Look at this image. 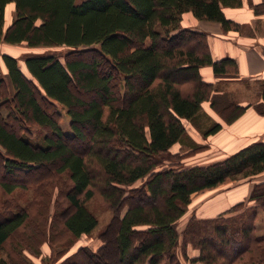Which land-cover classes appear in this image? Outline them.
Masks as SVG:
<instances>
[{"label":"trees","instance_id":"16d2710c","mask_svg":"<svg viewBox=\"0 0 264 264\" xmlns=\"http://www.w3.org/2000/svg\"><path fill=\"white\" fill-rule=\"evenodd\" d=\"M11 2L17 15L5 27ZM242 3L0 0V42L69 48L64 55H29L24 65L3 54L8 71L0 76V186L10 193L37 181L41 190L44 167L67 175L72 182L63 190L67 205L55 220L76 238L98 225L86 201L96 187L104 189L113 205H127L115 236L119 264H178V248L185 255L189 243L199 248L190 258L194 262L216 264L220 253L228 259L219 264H264V235H254V226L243 218L225 216L245 200L213 216L192 215L181 231L177 228L195 196L264 172V141L215 163L156 169L158 156L186 136L184 120L193 122L203 101L214 98L216 106L223 99L201 69L211 66L220 78L238 72L235 58L212 56L206 33L182 25L183 15L192 12L220 22L225 31L238 30L242 24L225 8ZM59 105L70 115V135L62 130ZM235 107L228 122L244 110ZM32 127L44 131L42 143L30 139ZM221 128L215 123L205 134ZM248 199L252 213L264 207V181L254 185ZM28 220L26 210L0 219V249ZM36 232L31 241L40 236ZM82 250L87 256L79 258ZM102 255L83 246L60 264H101Z\"/></svg>","mask_w":264,"mask_h":264},{"label":"rangeland","instance_id":"374dc122","mask_svg":"<svg viewBox=\"0 0 264 264\" xmlns=\"http://www.w3.org/2000/svg\"><path fill=\"white\" fill-rule=\"evenodd\" d=\"M16 15V11L11 12V14L8 15L7 23H9L12 18L14 19ZM194 19L201 20L196 18L192 12H186L183 15V20L185 22H192ZM9 24H5V27ZM241 28L238 30H241ZM68 50L69 48L67 46L32 47L25 42L12 44L2 41L0 42V76H3V71H8L3 59L4 53L14 55L19 60L20 64L24 65L25 58L29 55L47 54L50 52L64 55ZM238 74L239 72L231 77H216L222 79L221 82L224 83V93L225 91L227 92L223 94V99L221 101L217 99V109L218 107L223 108V111L220 112V110L216 109V106L212 105L214 98L203 101L200 114L197 118H195L193 122L187 119L184 120L186 136H184L179 142L175 143L168 151L158 156L157 161L159 164L156 166V169L162 167L181 169L195 164L207 165L220 161L238 151L232 153L225 151L228 150L229 147H238V145H230L225 137V139L221 141L220 135L225 134V130L216 136L209 137L205 134V131L209 127L218 123L214 118L222 122V124H220L223 128H226L228 123L233 124H229L230 128H227L230 133L229 135H240V137H249L252 134L250 128H244L242 123L239 124L238 122L235 124L237 119L242 117V112L251 111L254 113V118L255 116H258L260 121L261 119L264 120V97L262 96V99H258L261 95V91H263L264 82H248L249 85L247 83L245 85L244 82L237 83L235 80L239 78ZM247 86L252 90V94L247 96L250 99L245 100L252 101L254 105L250 104L247 109L240 111L241 113H239L233 121L228 122L226 119L235 115L234 112L237 102L234 98H238L236 95H244ZM226 103V107H223ZM253 106L255 109L251 110L250 107ZM209 107L217 111L216 113L212 112L214 113V118L204 110L209 109ZM59 109L62 113V130L70 135L73 131L70 126L71 118L68 114V110L63 105H59ZM252 120L253 119L248 116V120L244 121V124H250ZM256 122L257 120L252 121V123ZM30 132L32 134L30 139L33 142H43L42 136L44 135V131L41 128L32 127ZM210 141L214 143L219 142L218 148H211V145H208ZM46 170L48 171L46 172ZM44 171V174H47V176L45 175L46 177L42 178L43 188L41 190L37 187V181H30L27 187H18L10 193L6 192L0 186V219L19 210H26L29 214L28 223L12 235V237L6 242L5 246L0 249V264H60L65 258L73 255L83 246L87 247L88 251H95L96 254L101 251L102 254H104L99 261L101 264L105 263L104 260L108 261L110 264H119L115 246V236L117 233L118 219L125 212L127 205L123 208L122 206L119 208L117 205H113L104 195L105 190L96 187L94 189V196L86 201V205L98 218V225L91 233L76 238L65 229L62 221L55 220L56 212H58L61 207L67 205L63 190L66 187H71L72 182L67 175L55 173L54 168L52 169V167H44ZM263 174L264 172L248 178L241 176L237 180H229L216 187V189H208L195 196L185 215L178 221V230L181 231L185 225L194 218L192 217V215H195L193 212L194 208H199L203 211H205L206 208L209 211L219 208L222 206L221 204L223 199H225V195L235 188L236 185L244 184L246 182L255 185L259 177ZM141 183L142 181L139 180L136 185ZM41 191H44V194H42ZM248 198L244 199L247 204L237 207L235 211L229 212V214H225V216H238L243 218L246 225L254 226V235H264V207L259 206L257 212L252 213L253 209L251 208V202H249ZM240 201L229 205L223 210L227 211ZM223 210L221 211L225 212ZM221 211L220 213H222ZM36 230L38 231L36 233H40V236L31 241V234ZM37 249L40 250L39 253L34 252V250ZM182 250L181 246L177 250L180 255L178 264H207L204 261L194 262L190 259L191 257H194V253L199 251V248L192 245V243H189L185 248V255L182 253ZM83 255L84 257L87 256L86 252L82 250L79 258H82ZM219 255L220 260L216 264L227 261L228 258L226 255L220 253ZM89 263H91V261Z\"/></svg>","mask_w":264,"mask_h":264},{"label":"crops","instance_id":"0c3cea01","mask_svg":"<svg viewBox=\"0 0 264 264\" xmlns=\"http://www.w3.org/2000/svg\"><path fill=\"white\" fill-rule=\"evenodd\" d=\"M16 11V4L14 2L8 3L6 6V21L5 24L12 22L13 18L7 23L8 15L11 12ZM10 12V13H9ZM226 15L233 19L236 22L242 24L241 30L232 29L225 32L222 24L218 21L213 20H197L194 19L192 22H185L183 20V26L198 29L207 34L210 49L212 56L215 59H221L224 57L235 58L238 62V72L239 78L235 81L237 83L244 82L245 85L248 82L258 83L264 82V0H243V3L240 7H226ZM4 70V69H3ZM5 75L7 71H3ZM203 79L206 81L216 82V94L223 95L224 93V83L221 82L222 79L216 78L214 71L211 66H205L201 69ZM231 82V81H230ZM249 85V84H248ZM219 86V87H217ZM222 86V87H221ZM252 94V90L247 86L244 95L234 98L237 102L236 106H240L242 109H247L250 104H253L252 101L245 99H250L247 96ZM263 91L258 99H262ZM208 103V102H206ZM210 104V103H209ZM211 107V106H210ZM204 109L210 116H213L217 111L210 108ZM250 109H255L254 106ZM249 109V110H250ZM211 112H209V111ZM214 112V113H212ZM242 117L238 118L236 123L243 124L244 128H250L251 135L249 137H240V135H229L228 127L230 128L231 123H228L227 127L221 128L218 132L208 135L216 136L225 130V134L220 135L221 141L225 138L229 141L230 145H238V147L232 148L229 147L226 152H235L255 141H264V120L258 116H254V113L251 111L242 112ZM248 116L253 120H257L256 123L244 124V121L248 120ZM216 122L221 123L214 118ZM255 122V121H254ZM233 123V122H232ZM254 124V125H252ZM233 125V124H231ZM225 137V138H224ZM220 142V140H219ZM219 142H212L208 145H211V148H218ZM259 182L264 181V174L259 177ZM257 181V182H258ZM256 184V183H255ZM253 183H244L236 185L235 188L230 190L226 195L225 199L222 201V206L212 210L203 211L199 208H194L193 212L199 217L213 216L219 213L221 210L225 209L229 205H232L235 202L244 200L248 198L253 190ZM216 189V188H214Z\"/></svg>","mask_w":264,"mask_h":264}]
</instances>
